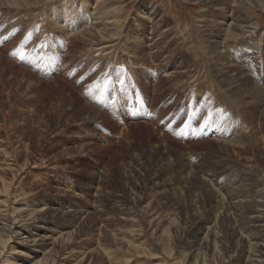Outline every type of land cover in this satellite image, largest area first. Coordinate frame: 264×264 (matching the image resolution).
I'll return each instance as SVG.
<instances>
[{"label":"rangeland","instance_id":"1","mask_svg":"<svg viewBox=\"0 0 264 264\" xmlns=\"http://www.w3.org/2000/svg\"><path fill=\"white\" fill-rule=\"evenodd\" d=\"M263 191L264 0H0V208L56 264H264Z\"/></svg>","mask_w":264,"mask_h":264},{"label":"bare ground","instance_id":"2","mask_svg":"<svg viewBox=\"0 0 264 264\" xmlns=\"http://www.w3.org/2000/svg\"><path fill=\"white\" fill-rule=\"evenodd\" d=\"M243 22H246V20H241L240 19V24L239 25L235 24V23H228V24L224 23V26L220 28V31H221L219 33L220 36L223 35L226 31H229V33H230V32H232L231 30H233V31L244 30L245 26L242 25ZM152 30L149 29V32H148L149 35H151V36L147 37L145 35L147 37L146 41H145L146 49L144 51H140L138 53L139 57L147 59V60L149 58L150 59H154L155 57L157 59L159 58V50H158L159 48H158V44H157L158 37L154 38L156 34L153 33ZM237 32H239V31H237ZM161 34H162V32L157 34L156 36H159ZM219 34H217L215 36L219 37ZM213 46L214 47H218L217 41H215V44H213ZM162 47H163V45H162ZM218 52H220V51H218ZM156 65L159 66L158 64H156ZM257 193H258V191H257ZM257 197L262 198L259 201H261V203H264V195H260V196H257ZM259 205H260V203H259ZM255 210L256 209H254V211ZM258 211H259V209L257 210V212ZM261 214H263V213H260L258 215L263 216ZM13 222L14 221H10L5 216V214L3 213V211L0 208V257H2L4 255V250H5L6 246L8 245V243L11 240L12 235H13L14 238L16 236L17 237L14 240L11 241L12 242V245H11L12 247L11 248H14L13 244L14 245L18 244L20 246H31V247L35 248L38 251V253H40V256L35 261H33L32 263H29V264H56L55 257H54L55 255L53 254L56 251L54 250V252H53V241H51V239L49 238L48 235L38 234V233H34V232H27L28 234H26L24 232H20L19 230L16 229L17 227L15 228ZM4 233H6V234H4ZM42 239H43V241H41ZM38 246H40L41 249H37ZM254 255H255V257H258V259L257 258L253 259L254 261L252 262V264H262V261L259 259L260 258L259 254L258 255L254 254ZM81 260H82V258H80L77 261V263H80ZM255 262H257V263H255Z\"/></svg>","mask_w":264,"mask_h":264}]
</instances>
